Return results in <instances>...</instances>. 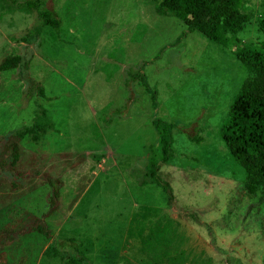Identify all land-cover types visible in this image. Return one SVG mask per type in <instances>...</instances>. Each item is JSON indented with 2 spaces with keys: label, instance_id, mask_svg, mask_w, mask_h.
Returning a JSON list of instances; mask_svg holds the SVG:
<instances>
[{
  "label": "rangeland",
  "instance_id": "obj_1",
  "mask_svg": "<svg viewBox=\"0 0 264 264\" xmlns=\"http://www.w3.org/2000/svg\"><path fill=\"white\" fill-rule=\"evenodd\" d=\"M161 2L40 0L54 30L26 0H0V64L21 56L34 80L0 72V159L13 142L20 153L0 177V231H11L0 264H62L50 251L62 239L89 264H264V202L221 136L250 73L231 50L182 36ZM243 2L238 37L264 49L263 0ZM119 109L126 118L107 125ZM31 127L39 143L20 137Z\"/></svg>",
  "mask_w": 264,
  "mask_h": 264
},
{
  "label": "trees",
  "instance_id": "obj_2",
  "mask_svg": "<svg viewBox=\"0 0 264 264\" xmlns=\"http://www.w3.org/2000/svg\"><path fill=\"white\" fill-rule=\"evenodd\" d=\"M17 1V0H14ZM40 0H26L29 10H36L43 25L58 30L61 20L56 11L39 5ZM244 0H162L156 6L160 16L173 17L186 25V33H198L208 41L224 50H231L236 59L250 73L242 85L228 114L222 121L221 136L234 160L244 168L247 174L245 190L248 196H259L264 202V49L258 43H244L238 37L250 22V15L246 13ZM264 6V0H263ZM259 32L264 36V15L259 20ZM27 62L21 56H9L0 64V72L16 69L23 79L33 82L28 76ZM140 73L126 78L125 86L131 89L132 81L138 79ZM41 93H43L41 91ZM133 97V95H132ZM126 109V108H125ZM112 116L126 118L124 109L111 112V116L104 118L108 125ZM190 140L197 143L202 141L189 132V127H181ZM41 128H25L20 137L29 135L33 142H40ZM20 159L19 146L16 142L8 146V153L0 159V177L6 176L7 171H13ZM161 186L165 184L160 183ZM12 190L23 189L24 186L12 182ZM60 195L55 189L54 198ZM34 232L49 236L48 230L42 224L30 226ZM9 230L0 231V241L10 236ZM9 242L6 243L8 245ZM79 243L74 240H60L51 247L53 253H60L62 264H89V261L79 251ZM49 249V248H48ZM49 252V251H48ZM55 256L51 254L50 257Z\"/></svg>",
  "mask_w": 264,
  "mask_h": 264
}]
</instances>
